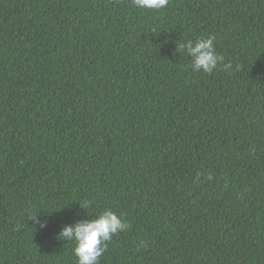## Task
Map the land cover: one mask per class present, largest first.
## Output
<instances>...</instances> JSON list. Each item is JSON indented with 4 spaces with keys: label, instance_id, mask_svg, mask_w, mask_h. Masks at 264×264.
<instances>
[{
    "label": "trees",
    "instance_id": "obj_1",
    "mask_svg": "<svg viewBox=\"0 0 264 264\" xmlns=\"http://www.w3.org/2000/svg\"><path fill=\"white\" fill-rule=\"evenodd\" d=\"M109 209L99 264H264V0H0V264Z\"/></svg>",
    "mask_w": 264,
    "mask_h": 264
},
{
    "label": "clouds",
    "instance_id": "obj_2",
    "mask_svg": "<svg viewBox=\"0 0 264 264\" xmlns=\"http://www.w3.org/2000/svg\"><path fill=\"white\" fill-rule=\"evenodd\" d=\"M133 4L138 8L162 9L167 6L168 0H133ZM214 40L215 36L209 35L178 44L180 50H186L183 54L190 57L194 71L212 73L218 65L223 63L224 58L217 54ZM223 68L227 70L231 68V64H223ZM30 217L41 228L47 226L46 222L37 219V214ZM129 227L130 225L121 215L109 209L93 219H84L71 225H65L59 233V238L74 242L73 254L77 258V264H99L100 257L107 250L108 242L118 232Z\"/></svg>",
    "mask_w": 264,
    "mask_h": 264
}]
</instances>
